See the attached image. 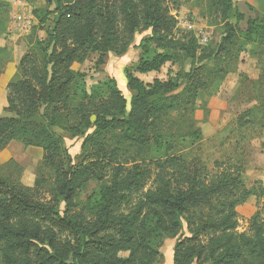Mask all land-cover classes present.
<instances>
[{"label": "trees", "instance_id": "1", "mask_svg": "<svg viewBox=\"0 0 264 264\" xmlns=\"http://www.w3.org/2000/svg\"><path fill=\"white\" fill-rule=\"evenodd\" d=\"M168 1L46 0L49 8L36 9L45 18L53 15L54 26L39 42L43 55L26 53L8 83L6 109L15 116L0 117V153L12 141L41 148V164L53 171L54 190L43 202L36 189L0 172V264H153L160 255L153 243L177 235L183 220L195 235L177 242L174 264H192L203 254L211 264H264L261 211L251 220L252 235L237 232V207L253 195L264 197L259 181L248 188L240 175L223 173L207 182L201 162L173 156L154 161V187L145 190L152 163L144 154L175 136L171 114L190 121L202 93L228 72L227 66L203 62L240 53L239 41L264 44V15L251 18L244 31L233 0H208L224 35L217 49L201 47L192 31L178 26ZM5 4L0 1V11ZM147 30L150 34L137 45L142 50L138 64L125 69L130 107L116 78L88 91L86 74L74 64H83L93 52L124 55L136 35ZM6 51L0 46V76ZM188 59L191 68L180 73L182 82L178 76L145 83L136 75ZM56 128L84 139L82 162L66 166ZM196 133L200 130L190 132ZM89 180L99 182L100 191L82 204L77 197ZM53 226L69 230L77 243L59 244ZM200 235L209 236L207 248L188 243ZM122 251L128 256H120Z\"/></svg>", "mask_w": 264, "mask_h": 264}, {"label": "rangeland", "instance_id": "2", "mask_svg": "<svg viewBox=\"0 0 264 264\" xmlns=\"http://www.w3.org/2000/svg\"><path fill=\"white\" fill-rule=\"evenodd\" d=\"M6 3L0 11V46L7 47L1 57L2 74L0 76V117L15 116L8 111V83L18 73V65L26 53L42 56L45 49L39 42L47 38V33L54 26V16L45 18L44 12L36 14V9L49 8L46 0H0ZM237 11L243 15L239 21L242 30H246L251 18L264 15V0H233ZM172 13L177 17L181 29L192 31L201 47L217 49L224 35V24L220 17L210 9L208 0H173L168 1ZM32 15L29 24H20L16 15ZM45 18L43 21L42 19ZM237 19L236 17H234ZM24 25V26H23ZM150 30L136 35L134 46L124 55L106 52L103 55L93 52L83 64L76 63L74 68L86 74L88 91L94 84L116 78L119 87L127 97L128 106L132 93L127 87L125 69H133L142 55L137 45ZM136 45V46H135ZM242 50H234V55L222 61L218 58L207 59L203 63L209 67H225L228 72L223 79L216 80L209 91L202 93L196 103L195 112L190 121L174 112L171 114L175 126L171 129L175 136H169V142L158 148L151 146L146 152L145 160L150 164L152 175L148 188L154 187L155 175L158 173L154 161L179 156L186 163L201 162L206 168V181L215 180L223 173L240 175L248 188L264 186V44L259 42L239 41ZM100 60L103 62L100 63ZM190 59L181 63L167 62L158 71L147 74L136 73L145 83L155 79H176L180 73L189 71ZM180 78V82L183 80ZM200 130L199 134H190ZM56 130L64 141L63 155L66 166L77 165L86 157L82 149L83 138L72 137L67 131ZM180 131V132H179ZM13 143L0 153V172L12 180H19L24 186L36 189V196L43 202L52 199L54 190L53 171L42 167L43 152L41 148L24 146L19 141ZM131 163H128L130 165ZM109 172V171H108ZM111 173L105 177L109 181ZM100 191L96 180H89L77 197L80 203H86ZM65 204L62 203L63 211ZM129 210L126 209L125 212ZM261 211L264 217V197L251 196L237 207L238 233L252 235L251 220ZM59 244L77 243L76 237L69 230L53 226ZM194 232L183 220L182 230L175 236H166L153 244L160 252L153 264H174V250L177 242L194 237ZM209 236L200 235L190 245H204L207 248ZM46 246V244H44ZM52 251L51 247L49 248ZM127 251L119 253L128 256ZM71 261V260H69ZM192 264H211L205 254L195 256Z\"/></svg>", "mask_w": 264, "mask_h": 264}, {"label": "built area", "instance_id": "3", "mask_svg": "<svg viewBox=\"0 0 264 264\" xmlns=\"http://www.w3.org/2000/svg\"><path fill=\"white\" fill-rule=\"evenodd\" d=\"M16 19L20 24H29L32 19V15H27L26 13H20L16 15ZM24 26V25H23Z\"/></svg>", "mask_w": 264, "mask_h": 264}, {"label": "crops", "instance_id": "4", "mask_svg": "<svg viewBox=\"0 0 264 264\" xmlns=\"http://www.w3.org/2000/svg\"><path fill=\"white\" fill-rule=\"evenodd\" d=\"M137 75V74H136ZM138 76V75H137ZM13 142L10 143V145L12 144Z\"/></svg>", "mask_w": 264, "mask_h": 264}]
</instances>
